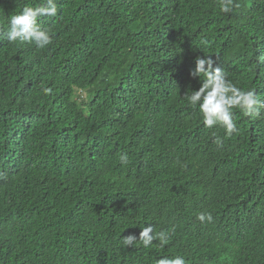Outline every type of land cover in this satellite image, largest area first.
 Listing matches in <instances>:
<instances>
[{"label":"trees","instance_id":"1","mask_svg":"<svg viewBox=\"0 0 264 264\" xmlns=\"http://www.w3.org/2000/svg\"><path fill=\"white\" fill-rule=\"evenodd\" d=\"M41 2L0 0V264H264V117L185 99L203 56L264 101V0H56L48 46L10 43Z\"/></svg>","mask_w":264,"mask_h":264},{"label":"clouds","instance_id":"2","mask_svg":"<svg viewBox=\"0 0 264 264\" xmlns=\"http://www.w3.org/2000/svg\"><path fill=\"white\" fill-rule=\"evenodd\" d=\"M233 0H220L219 8L222 13H230L234 7ZM56 0H42L39 6H24L19 14L11 15L8 18L6 38L10 43L34 44L37 48H44L51 43V36L48 29H42L38 23L40 17L57 16ZM264 59V58H261ZM195 67L190 72L192 78H203L198 90H192L186 95L187 103L194 110L202 115L203 124L207 128L214 126L223 127L226 135L230 136L236 131L237 125L234 120V110H239L242 115L259 119L264 117V101H262L255 90H244L237 87L227 79L226 74L215 66L211 57L197 56L194 61ZM50 91V89H49ZM215 143L222 147L223 141L217 138ZM127 154H121L122 163L127 162ZM201 222L211 223V213L202 212L198 215ZM159 240L161 245L168 243V234L164 231L155 233L151 226L143 227L139 238L136 235H129L123 238L125 246H131L140 241L147 248L152 245L153 240ZM157 264H186L181 256L174 258H162Z\"/></svg>","mask_w":264,"mask_h":264}]
</instances>
